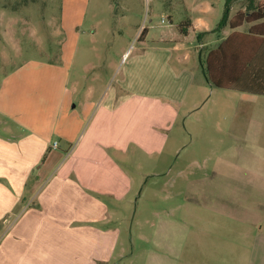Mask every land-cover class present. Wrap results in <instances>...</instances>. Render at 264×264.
Here are the masks:
<instances>
[{"label":"rangeland","instance_id":"1","mask_svg":"<svg viewBox=\"0 0 264 264\" xmlns=\"http://www.w3.org/2000/svg\"><path fill=\"white\" fill-rule=\"evenodd\" d=\"M74 1L0 0V87L15 68L35 64L16 91L30 108L40 86L46 94L55 85L47 67L65 59L64 90L81 85L70 102L77 116L91 88L93 106L70 151L99 124L104 136L117 134L102 148L123 174L103 180L119 192L104 197L119 231L111 264H264V130L251 122L261 117L264 97L198 83L202 48L195 34L182 40L175 28L185 16L179 0ZM223 6L221 0L216 22ZM66 19L77 29L68 31ZM144 28L148 35L139 38ZM179 42L171 54L162 50ZM184 47L187 69L176 60ZM183 70L195 79L176 76ZM201 108L214 111L200 116ZM234 114L250 125L228 130L223 116ZM214 121L218 128H197ZM5 124L6 138L26 134Z\"/></svg>","mask_w":264,"mask_h":264},{"label":"crops","instance_id":"2","mask_svg":"<svg viewBox=\"0 0 264 264\" xmlns=\"http://www.w3.org/2000/svg\"><path fill=\"white\" fill-rule=\"evenodd\" d=\"M220 1L179 0L185 14L179 23L190 20L191 26L186 36L179 33V23L175 26L182 40H186L189 34H195L194 38L202 48L194 63L196 73L200 75L197 81L209 85V90L213 85L205 79L203 73L207 52L232 33L246 36L251 26L253 30L264 33V20L243 24L234 30L225 27L219 33H212L219 21L216 22V13L220 11ZM261 1L263 0H230L229 17L237 11L246 12V4ZM225 2L226 0L224 4ZM71 3H76V0ZM172 5L169 2L171 13ZM167 17L171 23L172 15ZM209 20H212V24ZM66 21L68 31L77 29L74 20ZM145 32L148 35L147 29ZM204 32L208 33L200 35L197 39V35ZM164 34L165 32L159 33L162 36ZM63 43L60 49L61 60L67 55V43ZM151 44L158 43L152 40ZM180 44L182 43L163 47L162 50L171 54L181 48ZM184 49L177 54L176 60L180 67L187 69L189 53L187 47ZM170 57L171 55H168L165 59L167 66L170 65ZM35 66L27 63L15 68L6 75L0 87V264H111L119 241V231L111 220L112 215L104 197L119 192L112 189L116 186L108 187L103 180L107 174L119 177L123 174L115 160L107 157L102 148L107 145L106 138L110 139L117 134L104 136L99 124L91 137H82L78 150L75 147L71 152L72 142L75 141L83 120L91 112L93 103L88 101L92 90L89 86L86 87V100L82 101L83 110L77 116L76 109L72 110L70 102L72 92L76 93L81 85L74 82L71 93L64 90L63 80L65 77L67 80L68 72L64 69L66 60L63 59L62 65L57 62L47 67L51 82L55 85H52L50 90L46 89L45 94L42 93L43 86L39 84L40 89H43L39 91L40 96L32 94L31 107L25 108L19 103L20 96L16 91L24 79V73L30 67L35 69ZM190 74L183 70L175 75L185 76L187 82L191 76V82L195 79V74ZM14 92L17 95L13 94ZM249 100L248 97L247 101ZM37 101L38 106L45 105L46 108L39 109ZM213 111L212 108H201L199 113L200 116H206L212 115ZM261 112V117L252 121L250 118L237 119L235 114L229 116L230 118L224 115L222 121L228 123L227 129L230 131H243L250 125V121L257 123L264 130V111ZM6 121L17 125L26 134L17 138H6L10 134ZM197 122L204 121L199 119ZM219 124L220 121H214L213 126L204 124L202 127L198 124L197 128L212 129ZM112 128L115 129V125ZM10 141H16L17 144H11ZM54 142L57 143L55 148ZM28 179H31V183L25 188Z\"/></svg>","mask_w":264,"mask_h":264},{"label":"trees","instance_id":"3","mask_svg":"<svg viewBox=\"0 0 264 264\" xmlns=\"http://www.w3.org/2000/svg\"><path fill=\"white\" fill-rule=\"evenodd\" d=\"M229 13L230 0H226L221 18L212 33H219L225 27L234 30L243 24L263 21L264 0L246 4V12L237 11L231 17ZM190 26V20H185L177 25V29L182 36H186ZM144 32L145 28L139 38ZM207 33H199L197 39ZM203 66L205 79L216 88L264 96V33L253 30L251 26L246 36L238 33L230 34L214 49L207 52ZM46 154L47 151L43 160Z\"/></svg>","mask_w":264,"mask_h":264},{"label":"built area","instance_id":"4","mask_svg":"<svg viewBox=\"0 0 264 264\" xmlns=\"http://www.w3.org/2000/svg\"><path fill=\"white\" fill-rule=\"evenodd\" d=\"M56 144H57V143H56V142H54V144H53V147H54V148L56 147Z\"/></svg>","mask_w":264,"mask_h":264}]
</instances>
